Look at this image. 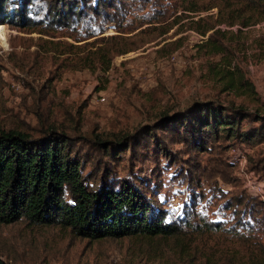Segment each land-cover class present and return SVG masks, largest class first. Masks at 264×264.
Masks as SVG:
<instances>
[{"label": "rangeland", "instance_id": "1", "mask_svg": "<svg viewBox=\"0 0 264 264\" xmlns=\"http://www.w3.org/2000/svg\"><path fill=\"white\" fill-rule=\"evenodd\" d=\"M189 1L148 0L128 11L118 25L106 26L92 37L79 29L71 33L0 25V129L17 130L32 138L50 128L63 132L71 137L70 149L86 161L85 172H97L99 177L104 169L119 178L150 182L155 185L152 198L157 207L172 217L194 212L190 209L195 204L193 218L199 219L198 214L227 227L231 214L223 200L244 195L264 201V141L253 146L227 143L212 152L195 153L157 129L156 123L163 116L210 103L235 116L234 111L242 110L246 117L242 130L258 126L256 120L264 121V52L245 46V51L225 56L226 62L231 61L228 67L218 56L208 55L202 47L208 34L201 38L191 22L215 15L224 3ZM211 6L206 12L186 11L187 7L203 10ZM263 26L242 30L241 35L235 33L236 27H218L249 44ZM223 68L230 70L225 78L238 82L232 90L221 80ZM150 131L171 159L158 155L150 141L134 153L124 149L117 160L106 158L97 145L118 144L124 136L140 144ZM196 165L210 172L201 175ZM159 168L161 177L155 175ZM176 171L184 173V179L174 180ZM189 233L184 231L177 239L93 241L76 237L68 229L20 221L0 226V262L187 264L171 250L182 236L183 240L198 238ZM215 236L218 243L225 237Z\"/></svg>", "mask_w": 264, "mask_h": 264}, {"label": "trees", "instance_id": "2", "mask_svg": "<svg viewBox=\"0 0 264 264\" xmlns=\"http://www.w3.org/2000/svg\"><path fill=\"white\" fill-rule=\"evenodd\" d=\"M218 1L224 4L215 15L191 22L192 30L201 38L208 34L202 42L204 51L210 56H218L226 67L231 61L226 62L225 56L240 49L245 51V46L264 52V26L249 44L246 39L240 42L232 32L221 31L218 27H236L235 33L241 35L242 30L264 23V0ZM147 2L0 0V25L40 26L42 30L65 29L71 33L79 29L92 37L102 33L106 26L118 25L128 11ZM212 8L187 7L186 11L199 13ZM233 36L235 39L231 40L229 37ZM220 71L223 84L234 89L238 82L225 78L230 75L229 68ZM234 112L238 115L225 112L214 104L200 103L180 115L163 116L156 125L157 129L171 134L195 153L212 152L214 147H223L227 143L253 146V143L263 142L264 121L258 119L255 121L258 126L242 130L241 122L246 117L240 109ZM145 134L148 139L140 144L132 137L124 136L118 144L99 142L97 145L104 149L106 158L117 160L124 149L134 153L140 145L146 146L150 141L158 155L171 159L163 143L154 142L151 131ZM70 141V136L52 128L35 138L17 130L0 129V226L20 221L30 226H56L70 230L76 237L93 241L126 237L177 239L184 231H189V235L195 234L198 238L183 240L185 236H182L171 250L177 256H183L187 264H264L263 200L244 195L223 200L225 209L231 214V224L227 227L224 222L208 221L198 214L199 219L193 218L195 204H191L190 209L194 212L172 217L157 207L152 198L154 184L137 182L134 177L119 178L110 172L104 173V169L99 177L97 172H85L86 161L70 149ZM151 156L157 157L156 152H151ZM261 162L264 163V159ZM195 171L201 175L210 172L198 165ZM176 172L174 180L184 179V173ZM155 175L161 177L162 169L159 168ZM216 234L225 237L218 243Z\"/></svg>", "mask_w": 264, "mask_h": 264}]
</instances>
